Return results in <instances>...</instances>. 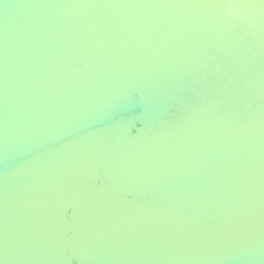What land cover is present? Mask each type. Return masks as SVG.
Returning a JSON list of instances; mask_svg holds the SVG:
<instances>
[{"label":"water","instance_id":"95a60500","mask_svg":"<svg viewBox=\"0 0 264 264\" xmlns=\"http://www.w3.org/2000/svg\"><path fill=\"white\" fill-rule=\"evenodd\" d=\"M0 0V264H264L262 0Z\"/></svg>","mask_w":264,"mask_h":264},{"label":"snow or ice","instance_id":"6c2138e0","mask_svg":"<svg viewBox=\"0 0 264 264\" xmlns=\"http://www.w3.org/2000/svg\"><path fill=\"white\" fill-rule=\"evenodd\" d=\"M262 2H264V0H262ZM221 6L224 8H228L229 4H228L227 0H225V2Z\"/></svg>","mask_w":264,"mask_h":264}]
</instances>
